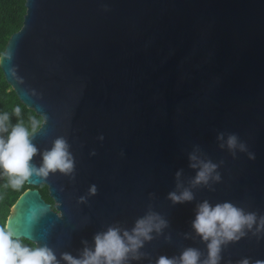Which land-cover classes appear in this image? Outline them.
I'll return each mask as SVG.
<instances>
[{"label":"water","instance_id":"95a60500","mask_svg":"<svg viewBox=\"0 0 264 264\" xmlns=\"http://www.w3.org/2000/svg\"><path fill=\"white\" fill-rule=\"evenodd\" d=\"M5 53V81L46 121L31 163L39 167L60 136L75 160L70 176L26 182L6 222L27 241L75 257L95 234L130 231L153 212L168 226L125 264L188 247L203 264L207 242L192 229L200 203L231 202L257 223L264 216V0H25ZM208 162L217 165L208 184L193 185ZM185 189L192 201L168 199ZM32 209L43 215L30 226ZM245 231L222 246L219 264L264 260V231Z\"/></svg>","mask_w":264,"mask_h":264},{"label":"clouds","instance_id":"9594fccd","mask_svg":"<svg viewBox=\"0 0 264 264\" xmlns=\"http://www.w3.org/2000/svg\"><path fill=\"white\" fill-rule=\"evenodd\" d=\"M4 59L10 61L11 55L5 53L0 57V63ZM9 74L14 75V69H10ZM20 114L21 107H15L14 115L19 117ZM9 121L7 112L0 114V134L8 133L6 138L0 135V171L8 177V183L13 189L21 188L32 178L44 180L57 172L66 176L74 172L75 160L63 136L57 137L51 148L41 154L42 164L39 167L31 163L33 157L39 153L33 138L46 122L43 118L30 119L31 131L22 120L12 125L9 131ZM236 143L237 138L234 135L230 136L229 147H235ZM216 167L217 165L211 162L204 163L193 185H207ZM212 179L219 181V174ZM96 193V185H91L88 195L94 196ZM85 199L81 197L79 202L82 203ZM168 199L173 204H179L192 201L194 196L190 190L185 189L179 194L169 193ZM40 215H43L42 211L29 210L26 215L28 225H34ZM57 215L59 216V213ZM254 225L256 233L264 231V216H261L257 223L256 213H245L231 202L217 203L214 206L208 201L200 203L192 222V229L202 241L207 242V259L203 264H219L222 259V246L238 242L246 235L245 230H251ZM167 226L166 220L156 213L149 212L137 219L130 231H121L117 226H109L106 231L95 234L93 247L85 246L80 255L75 257L68 252L61 253L58 259L52 248L35 242L29 244L11 222H6L0 224V264H60L61 260L64 264H125L130 254L133 259H140L139 250L144 247L145 242L153 239L151 234L154 231L159 234ZM82 243L87 245V241ZM200 255L198 249L188 247L178 258L161 255L156 264H201ZM238 264H264V260L251 262L249 258H243Z\"/></svg>","mask_w":264,"mask_h":264},{"label":"trees","instance_id":"16d2710c","mask_svg":"<svg viewBox=\"0 0 264 264\" xmlns=\"http://www.w3.org/2000/svg\"><path fill=\"white\" fill-rule=\"evenodd\" d=\"M25 14V0H0V55L3 53L5 46L12 34L19 31L22 26ZM21 107L19 117L14 115V108ZM7 112L10 117L9 131L11 126L19 121L31 131L30 119L32 117L40 118L31 110L26 109L18 100L11 87L5 81L4 75L0 69V114ZM5 138L8 133L0 134ZM31 187L26 183L19 189H13L8 183V177L0 171V224L6 223L10 210L17 199ZM42 198L53 207V201L48 197V191L45 186L38 188ZM29 244L31 242L27 241Z\"/></svg>","mask_w":264,"mask_h":264}]
</instances>
